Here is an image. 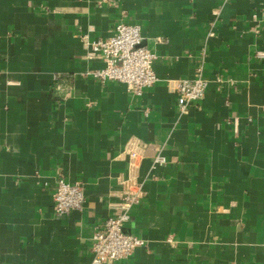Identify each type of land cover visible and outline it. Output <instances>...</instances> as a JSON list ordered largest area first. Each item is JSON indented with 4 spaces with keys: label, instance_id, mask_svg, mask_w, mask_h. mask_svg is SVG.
Wrapping results in <instances>:
<instances>
[{
    "label": "crops",
    "instance_id": "0c3cea01",
    "mask_svg": "<svg viewBox=\"0 0 264 264\" xmlns=\"http://www.w3.org/2000/svg\"><path fill=\"white\" fill-rule=\"evenodd\" d=\"M121 20L158 55L140 95L91 75L84 37ZM200 66L181 112L175 81ZM59 177L82 210L54 213ZM142 182L123 231L148 245L113 264H264V0H0V264H90Z\"/></svg>",
    "mask_w": 264,
    "mask_h": 264
},
{
    "label": "built area",
    "instance_id": "2783aa9c",
    "mask_svg": "<svg viewBox=\"0 0 264 264\" xmlns=\"http://www.w3.org/2000/svg\"><path fill=\"white\" fill-rule=\"evenodd\" d=\"M84 39L87 55L100 58L104 62L102 67L91 72L93 78L102 82H121L129 91L138 95L158 80L153 66L158 55L142 44L140 24L121 20L108 37L90 39L85 36ZM208 83L201 66L193 77H183L175 81L174 89L181 112L191 103L204 97ZM165 161L166 158L158 154L154 158V165ZM144 193L143 182L128 188L120 202L121 211L107 217L94 231L90 264H113L128 258L137 247L148 245L145 238L123 231L124 223L131 218L132 207L142 201ZM53 200V210L56 215L82 210L85 202L83 183L79 180L68 181L64 177H59L53 191Z\"/></svg>",
    "mask_w": 264,
    "mask_h": 264
}]
</instances>
